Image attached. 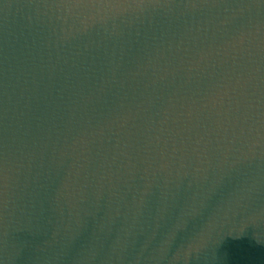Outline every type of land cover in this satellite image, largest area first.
<instances>
[{"label":"water","instance_id":"obj_1","mask_svg":"<svg viewBox=\"0 0 264 264\" xmlns=\"http://www.w3.org/2000/svg\"><path fill=\"white\" fill-rule=\"evenodd\" d=\"M0 264H264V0H0Z\"/></svg>","mask_w":264,"mask_h":264}]
</instances>
